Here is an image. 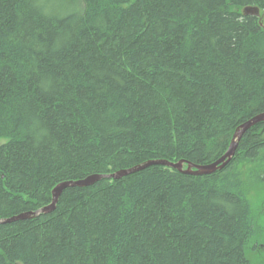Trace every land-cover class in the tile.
<instances>
[{
	"label": "trees",
	"instance_id": "trees-1",
	"mask_svg": "<svg viewBox=\"0 0 264 264\" xmlns=\"http://www.w3.org/2000/svg\"><path fill=\"white\" fill-rule=\"evenodd\" d=\"M262 113L264 0H0V220L63 182L214 162ZM255 163L264 123L210 175L67 188L0 225V264H252L263 230L239 172Z\"/></svg>",
	"mask_w": 264,
	"mask_h": 264
},
{
	"label": "water",
	"instance_id": "water-1",
	"mask_svg": "<svg viewBox=\"0 0 264 264\" xmlns=\"http://www.w3.org/2000/svg\"><path fill=\"white\" fill-rule=\"evenodd\" d=\"M243 15H251V16H262L261 11L258 7H245L243 10ZM264 123V113L257 115L256 117L246 121L245 123L241 124L238 129L235 131L234 136L232 138V142L226 151V153L221 156L219 159H217L214 162H211L209 164H204V165H194L188 163V167L184 168V163L185 161H180L177 163H173L167 160H155V161H149L147 163H144L142 165H138L136 167L130 168V169H125V170H120L116 173L113 174H108V175H101V174H95L87 177L86 179L78 180V181H67L58 184L53 190H52V203L41 210L37 212H31V213H25L21 214L16 217H12L9 219L5 220H0V225L2 224H8L12 222H16L19 220H28L32 218H36L40 214H48L51 213L52 211L55 210L56 205L59 201V198L63 191L67 188L70 187H89L94 185L95 183L103 180V179H114V180H120L123 177H126L128 175H131L133 173L139 172L143 169H146L150 166L153 165H164L168 167H172L174 169L179 170L180 172L184 174H189V175H197V176H205V175H210L213 174L219 170L224 169L233 159L237 149L239 142L241 141L242 137L245 135V133L250 130L252 127Z\"/></svg>",
	"mask_w": 264,
	"mask_h": 264
},
{
	"label": "rangeland",
	"instance_id": "rangeland-1",
	"mask_svg": "<svg viewBox=\"0 0 264 264\" xmlns=\"http://www.w3.org/2000/svg\"><path fill=\"white\" fill-rule=\"evenodd\" d=\"M245 169L250 170L252 174L245 171ZM259 173L261 176L264 173L261 164H247L245 168H243V165L240 166L239 175L244 174L246 192L253 208L256 210V214L260 218L258 224L263 230L261 236L253 241L251 249H249L248 258L252 264H264V181L259 179Z\"/></svg>",
	"mask_w": 264,
	"mask_h": 264
}]
</instances>
